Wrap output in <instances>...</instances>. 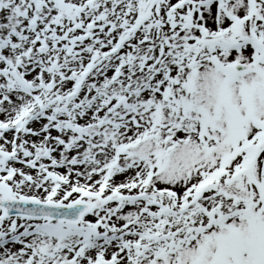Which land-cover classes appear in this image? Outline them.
<instances>
[{
  "label": "snow or ice",
  "instance_id": "6c2138e0",
  "mask_svg": "<svg viewBox=\"0 0 264 264\" xmlns=\"http://www.w3.org/2000/svg\"><path fill=\"white\" fill-rule=\"evenodd\" d=\"M0 264H264V0H0Z\"/></svg>",
  "mask_w": 264,
  "mask_h": 264
}]
</instances>
